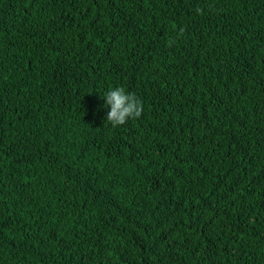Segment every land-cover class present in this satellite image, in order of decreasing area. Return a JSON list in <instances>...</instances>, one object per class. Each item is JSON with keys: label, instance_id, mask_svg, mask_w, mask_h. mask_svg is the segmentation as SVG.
Instances as JSON below:
<instances>
[{"label": "trees", "instance_id": "obj_1", "mask_svg": "<svg viewBox=\"0 0 264 264\" xmlns=\"http://www.w3.org/2000/svg\"><path fill=\"white\" fill-rule=\"evenodd\" d=\"M0 264H264V0H0Z\"/></svg>", "mask_w": 264, "mask_h": 264}, {"label": "clouds", "instance_id": "obj_2", "mask_svg": "<svg viewBox=\"0 0 264 264\" xmlns=\"http://www.w3.org/2000/svg\"><path fill=\"white\" fill-rule=\"evenodd\" d=\"M105 107L110 106L106 120L113 127L124 125L130 118H138L143 112V104L135 93L126 92L119 87L110 89L104 96Z\"/></svg>", "mask_w": 264, "mask_h": 264}]
</instances>
